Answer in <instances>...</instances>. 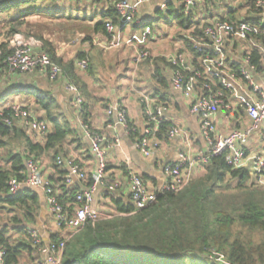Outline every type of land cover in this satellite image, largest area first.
Returning <instances> with one entry per match:
<instances>
[{"label": "crops", "instance_id": "crops-1", "mask_svg": "<svg viewBox=\"0 0 264 264\" xmlns=\"http://www.w3.org/2000/svg\"><path fill=\"white\" fill-rule=\"evenodd\" d=\"M83 1L93 11L92 18L84 17L83 21L86 25L92 26L90 33L70 25H59L53 18L46 19L39 10L34 9V12H30L31 9L27 8V5L20 6V9L27 14L18 26V33L27 40L35 42V48L51 50L55 58L61 61V65L72 63V70H63L55 80H51L45 73L20 74L0 65V100L8 99L29 105L38 115L45 118L44 110L40 104L36 103L34 91L42 90L52 97L55 101L53 115L58 121L67 122L74 131L65 138L61 147H58L61 150L58 155L74 158L88 175L96 169L97 162L89 150V140L82 130V123L91 131L104 137L106 168L103 180L109 182L117 179L120 187L108 194L104 186L99 185L93 193L90 206L98 211L102 218H114L121 216L116 201H120L123 205H133L130 199V172L140 175L149 190L158 191L167 178L164 166L176 161L179 153H184L187 156L188 167L186 168L190 177L203 173L200 154L205 153L206 143L199 129L198 117L189 112L190 103L200 90L196 89L193 95L186 97L181 91L172 88V68L168 58L181 53L179 50L183 47V40L180 35L186 34V31L179 29L174 23L171 24L170 29L163 31L150 22L153 21V15H158L157 10L160 9V5L168 0H148L140 3L129 0L135 7L133 16L140 18L144 23L135 24L133 21H126L120 17V21L114 25L115 31L112 33L106 31V34L94 30V24L101 19L100 13L107 7L106 2ZM170 1L175 4L180 3L178 0ZM194 1L196 2L195 12L199 13V18L203 22L205 20L208 22L212 16L215 18L235 10V16L246 19L250 17L264 26V7L260 13H257L248 12V7L243 6L242 2H239L238 8L234 9L231 7L232 2H229L230 5L227 6L225 0ZM209 7L214 8V13L208 11ZM69 14L70 17H74V13ZM79 14L76 12L78 19L81 17ZM1 16L0 19L4 20L3 22L9 21L8 24L14 19L10 17V13L7 16L4 14ZM161 21L164 20L161 19ZM162 24L163 22H160V25ZM145 25L151 27V33L147 39L142 38ZM1 27L0 25V43L6 40L5 33L8 30L7 25L4 29ZM167 35L168 37H165ZM40 38L42 41L39 40ZM169 49H172V52H167ZM252 49H256L261 54L259 74L253 73V76L264 88V37L242 42L235 48L229 44L227 57L230 63L239 64L244 54ZM141 50H147L150 57L146 60H136L135 57ZM79 54H83L85 57L83 59L87 60L85 68L79 66L81 60L78 58ZM182 54L189 67H196L191 52L186 51ZM69 85L71 88H68ZM76 96L82 100L80 107L76 105ZM117 104L126 109L127 126L118 122L116 111L107 113L109 106L113 107ZM160 104L166 108L163 113L166 128L161 137H157L156 133L150 136L152 139L148 147L150 152L146 156L136 147V144L144 135V130L152 126L149 121V112H153L154 107ZM224 115L222 111L215 114L217 131L223 134L235 129L238 122L244 124V127L248 124L245 116L226 118ZM171 126L178 127L179 132L169 137L166 133ZM22 132L21 123H16L10 127L8 134H0V154L5 152V161L11 152L27 153V138L22 135ZM45 141L46 138H42L36 144L43 147ZM154 142H157L156 146H153ZM263 149L257 134L251 135L247 142L246 166L250 167V157L255 153H263ZM54 151L55 148H50L40 152L37 157L43 177L49 179L58 177L52 164ZM75 185L79 189L85 188L83 183L76 182ZM33 190L37 192L40 199L35 223L27 221L25 224H19V222H15L16 225L11 224L12 220L7 218L22 217L23 209L0 205V226L4 225L10 229L13 225V236L8 234L9 240L13 243L26 240L23 233L16 231V228L22 225L36 228L44 243L50 241V236L55 233L67 235L68 229L56 227L53 215L48 211L43 192L40 189ZM6 211L9 213L7 218H4ZM40 261L44 262L43 256L35 250L31 253H22L19 264H38Z\"/></svg>", "mask_w": 264, "mask_h": 264}, {"label": "trees", "instance_id": "trees-1", "mask_svg": "<svg viewBox=\"0 0 264 264\" xmlns=\"http://www.w3.org/2000/svg\"><path fill=\"white\" fill-rule=\"evenodd\" d=\"M37 1L0 0V16L19 10L18 16L11 20L12 24L0 19L1 29L8 26L6 40L0 43L1 66L7 67L4 61L9 54L8 39L19 32L18 26L27 14L20 6L33 7ZM96 1L106 2L107 7L100 13L101 19L94 24V30L106 34L105 22L116 25L120 21V15L114 10L115 0ZM255 1L240 2L248 7V12H254ZM161 13L166 14V20L187 31V35H180L183 47L179 51L191 52L198 66V57L202 53L192 48V42L204 41L203 27L214 17L203 22L195 8L186 13L183 3L175 4L172 1L164 9L157 10L158 15L162 16ZM218 18L235 20L238 17L235 16V10H231ZM247 20L261 29L264 28L257 20L250 17ZM261 37L263 36L254 38ZM39 40L42 41L41 38ZM44 49L51 60L60 66V71L72 70V63L61 65V61L55 58L51 50ZM260 55L256 49L249 52L250 60L258 70ZM78 58L85 57L79 54ZM230 65L237 69L239 64ZM34 96L36 103L44 110L43 119L48 125L45 144L42 147L33 143L23 131L22 135L27 138V153L11 152L7 155L6 166H0V205L21 207L23 219L30 223H35L40 208L39 195L34 190L23 188L17 195L8 197L6 186L10 177H23L27 156L33 155L37 159L40 152L55 148L52 164L58 177H50V180L58 190L57 200L68 216L73 213L74 194L79 190L76 185L70 187L63 184L64 171L55 160L58 153H61L58 147L74 131L67 122L58 121L53 115L55 101L52 97L42 90H35ZM165 128L166 123H161L156 136L161 137ZM9 131L10 127L0 125L1 135L8 134ZM200 164L203 168L202 174L191 176L177 192H158L156 202L143 209L136 210L133 205H123L116 201L121 216L88 220L79 229H68L66 236L57 233L51 235L50 241L57 242L60 238L65 240L60 264H264V187L259 184L260 175L253 174L248 166H229L224 155L212 156L208 163ZM262 173L264 174V168ZM79 183L88 186L91 183L90 176ZM11 220L22 223V219H17L16 216L11 217ZM25 229L26 226L22 225L16 231L23 233L26 240L13 243L7 234L8 227L0 226V247L4 249L3 264H19L22 253L35 250L38 253ZM257 233L259 239L254 241L251 237ZM38 264L45 263L40 261Z\"/></svg>", "mask_w": 264, "mask_h": 264}, {"label": "built area", "instance_id": "built-area-1", "mask_svg": "<svg viewBox=\"0 0 264 264\" xmlns=\"http://www.w3.org/2000/svg\"><path fill=\"white\" fill-rule=\"evenodd\" d=\"M136 1L140 3L148 0ZM178 1L184 4L186 13L196 6L194 0ZM168 2L169 0L162 3L160 9H164ZM113 7L124 20L133 21L135 24L143 23L140 18L133 16L135 7L129 0H115ZM263 7L264 0H256L254 12L260 13ZM105 28L109 33L115 31L114 24L109 21L105 22ZM150 33L151 27L145 25L142 38L147 39ZM203 36V42L197 40L192 42V48L202 53L198 57V66L189 67L182 53H176L168 58L172 68L171 85L174 90L181 91L186 97L193 95L196 89L200 90L189 106V112L198 117L199 129L206 143L205 153L200 154V163L206 164L210 157L224 155L225 162L229 166L244 167L248 157L247 142L251 135L257 134L264 148V88L253 76V73L259 74V70L250 60V51L244 54L238 68L235 69L230 65L227 57V46L230 44L235 48L242 42L259 36L264 37V29L245 17H238L235 20H220L215 17L203 27ZM34 43L20 33L9 38L7 44L9 54L4 61L9 71L20 74L40 72L48 75L51 80H55L60 75V67L51 60L47 52L35 48ZM149 57L147 50H141L135 59L141 61ZM79 66L85 68L87 60L81 59ZM68 88H71L70 85ZM75 99L76 105L80 107L81 98L76 96ZM165 109L160 104L148 114L152 126L144 130V135L136 144V147L146 156L150 152L148 148L152 141L150 136L155 135L161 123L164 122ZM113 111L117 113L118 122L127 126L126 109L120 104L109 106L107 113L111 114ZM219 111H222L226 118L245 116L248 124L244 127V124L238 122L235 129L223 134L216 128L215 114ZM16 123H21L25 135L33 143L44 139L48 132L46 120L31 106L8 99L3 100L0 104V125L13 127ZM81 126L89 140V150L97 162L96 169L88 175L86 170L70 156L58 155L55 159L56 164L64 171L62 182L66 186L73 187L76 182H82L89 176L91 178L88 186L75 192V208L71 216H68L64 207L58 202L59 192L53 182L48 177H43L38 159L27 156L24 161L23 177H10L6 183L8 197L17 195L23 188L40 189L45 196L48 211L53 215L56 227L60 229H79L88 220L96 221L102 218V215L90 206L94 191L99 185H103L109 194L120 187L117 179L109 182L103 180L106 168L104 137L91 131L83 123ZM178 132V127L171 126L166 134L171 137ZM156 145L157 142H154L153 146ZM250 160V171L260 175L259 184L264 187L262 173L264 153H255ZM187 162V156L179 153L176 161L166 164L164 173L167 178L158 191L149 190L140 175L130 172V199L134 208L139 210L153 204L157 200L158 192H177L182 189L191 179L186 168ZM25 231L33 247L43 256L45 264H60L65 245L64 239L44 243L36 228L26 227ZM3 256L4 249L0 247V264H3Z\"/></svg>", "mask_w": 264, "mask_h": 264}, {"label": "rangeland", "instance_id": "rangeland-1", "mask_svg": "<svg viewBox=\"0 0 264 264\" xmlns=\"http://www.w3.org/2000/svg\"><path fill=\"white\" fill-rule=\"evenodd\" d=\"M240 1L241 0H225V2H226L225 4L232 2L231 5H233V6H231V7H234V9H237ZM229 5L230 4H228L227 6H229ZM27 8L39 10L40 12H42L44 17H46V19H52L53 18V20H56V23L59 25H70V26H73L75 29L83 30L86 33H90V28L92 26L86 25L83 21H84V17H86L87 19H91L93 11L88 4H85V2L83 0H80V1L63 0L60 2L59 1L57 2L56 0H39L33 7H31L30 5H27ZM208 11L210 13H214L215 10H214V8L209 7ZM76 12L80 13L79 14L81 16L80 19L76 18L77 17ZM9 13H10V17L15 19L19 14V10H13ZM69 13H74L73 14L74 17H70ZM161 14H162V16H160V15L154 16L153 15V18H152L153 21H150V22L154 26H158L163 31H164V29H170L172 22H169L168 20L165 19V17H166L165 13H161ZM4 15L7 16V14H4ZM1 17L4 18V16H1ZM166 18H168V17H166ZM161 19H163L164 21H161ZM160 22H163V24L160 25ZM185 35H187V31H186ZM165 37H168V35ZM167 52H172V49L167 50ZM1 102H2V100H0V104H1ZM24 142H25V140H24ZM4 154H5V152L0 154V166H6ZM8 213H9V211H6L4 213V215H5L4 218H7ZM18 218L22 219L23 224L26 223V220H24L23 217L18 216ZM7 220H11V219L7 218ZM11 224L16 225L14 220L11 221ZM12 227H13V225H11L10 229H8V231H7V234H10L9 236H13L12 233H13L14 229ZM235 229H237V228H235ZM251 238L254 241H257L259 239V234L258 233L253 234V236Z\"/></svg>", "mask_w": 264, "mask_h": 264}, {"label": "bare ground", "instance_id": "bare-ground-1", "mask_svg": "<svg viewBox=\"0 0 264 264\" xmlns=\"http://www.w3.org/2000/svg\"><path fill=\"white\" fill-rule=\"evenodd\" d=\"M263 153H264V149H263ZM63 170V169H62Z\"/></svg>", "mask_w": 264, "mask_h": 264}]
</instances>
